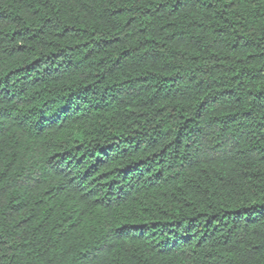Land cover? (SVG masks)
<instances>
[{
	"label": "trees",
	"instance_id": "1",
	"mask_svg": "<svg viewBox=\"0 0 264 264\" xmlns=\"http://www.w3.org/2000/svg\"><path fill=\"white\" fill-rule=\"evenodd\" d=\"M0 264H264V0H0Z\"/></svg>",
	"mask_w": 264,
	"mask_h": 264
}]
</instances>
